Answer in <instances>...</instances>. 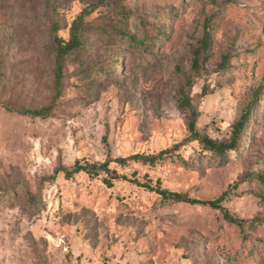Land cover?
I'll return each instance as SVG.
<instances>
[{
	"label": "rangeland",
	"instance_id": "rangeland-1",
	"mask_svg": "<svg viewBox=\"0 0 264 264\" xmlns=\"http://www.w3.org/2000/svg\"><path fill=\"white\" fill-rule=\"evenodd\" d=\"M84 10L55 99V37L68 42ZM206 24L209 61L196 64ZM261 87L264 0H0V264H264V93L225 163L190 141L177 104L190 89L198 132L225 142ZM165 150L155 166L110 168L192 199L226 195L240 225L106 174H56Z\"/></svg>",
	"mask_w": 264,
	"mask_h": 264
},
{
	"label": "trees",
	"instance_id": "trees-1",
	"mask_svg": "<svg viewBox=\"0 0 264 264\" xmlns=\"http://www.w3.org/2000/svg\"><path fill=\"white\" fill-rule=\"evenodd\" d=\"M91 11L84 10L80 16L74 21L71 28V36L68 42H65L63 39L55 37V88L56 95L55 99L59 98L62 94V79H63V69L66 58L80 49L83 46L82 31L84 25V19L90 15ZM211 20V19H210ZM130 43L139 44V42L129 36L128 39ZM212 44V33L209 30V24H206L204 27V36L201 40V49L196 52V59L194 63H198L201 57H204L205 61H209V51ZM229 58H224L221 68L225 70ZM264 93V87H261L258 91L253 94V98L249 103L248 108L245 110L243 115L239 120L233 125L232 137L229 141L218 142L212 138L205 136L198 132L196 128V123L198 119V110L193 105V100L190 97V89L185 90L181 88L178 91L177 95V104L179 110L186 115L188 121V129L190 132V141L198 142L202 148L211 155L212 158L218 159L221 163H225L231 152H237L240 150V140L245 134L246 129L248 128L253 111L256 107L259 96ZM52 107H47L40 110H21L20 113L24 115H31L34 117H43L49 115ZM173 150H165L160 152L158 155L146 156L142 154H135L127 158H117L115 160H107L104 163H94V164H84L81 165L80 162H77L75 166L71 169L61 167L56 171V174L63 173L67 179L73 178L75 175L84 173L90 176H96L101 174H106L110 178H105L104 183L109 187H112L111 180H125L132 182L140 187H143L151 192L158 194L164 201L173 202V203H185L194 206H205L211 207L216 210H220L224 213V217L231 223L240 225V222L231 216L223 206V202L226 195H222L216 200H200L192 199L186 195L170 192L168 190L161 189L160 187H153L149 183H141L138 180H130L126 176H122L117 173V171L110 168L111 164H118L120 166H126L130 163H142L144 165L155 166L158 162L163 161L165 157L172 153ZM10 193L8 192L6 197ZM11 195V194H10ZM10 197V196H9ZM29 205L35 212L39 214V207L42 206L41 199H38L35 196L29 197Z\"/></svg>",
	"mask_w": 264,
	"mask_h": 264
}]
</instances>
